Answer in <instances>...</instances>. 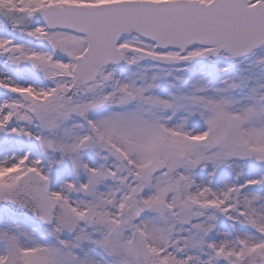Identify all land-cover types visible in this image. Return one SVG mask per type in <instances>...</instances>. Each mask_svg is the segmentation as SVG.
I'll list each match as a JSON object with an SVG mask.
<instances>
[{"label":"snow or ice","instance_id":"1","mask_svg":"<svg viewBox=\"0 0 264 264\" xmlns=\"http://www.w3.org/2000/svg\"><path fill=\"white\" fill-rule=\"evenodd\" d=\"M0 264H264V0H0Z\"/></svg>","mask_w":264,"mask_h":264}]
</instances>
